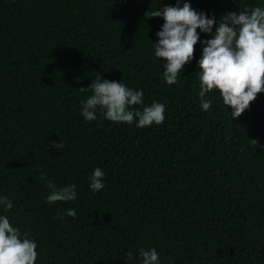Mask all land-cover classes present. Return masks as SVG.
I'll list each match as a JSON object with an SVG mask.
<instances>
[{
	"label": "trees",
	"instance_id": "16d2710c",
	"mask_svg": "<svg viewBox=\"0 0 264 264\" xmlns=\"http://www.w3.org/2000/svg\"><path fill=\"white\" fill-rule=\"evenodd\" d=\"M177 2L0 0V197L13 204L0 215L37 243L36 264H141V248H155L158 264H264V92L234 120L217 90L202 110L200 42L177 83L164 82L153 48L164 20L144 13ZM184 3L215 18L213 33L222 15L264 8ZM98 75L143 90L132 109L164 104L163 123L112 122L99 108L85 121L92 92L79 88ZM95 168L105 187L94 193ZM41 174L58 189L75 184L77 198L47 203Z\"/></svg>",
	"mask_w": 264,
	"mask_h": 264
},
{
	"label": "clouds",
	"instance_id": "9594fccd",
	"mask_svg": "<svg viewBox=\"0 0 264 264\" xmlns=\"http://www.w3.org/2000/svg\"><path fill=\"white\" fill-rule=\"evenodd\" d=\"M146 18L162 17L161 29L156 33L158 42L153 44L154 55L163 61V80L168 85L177 83L178 76L184 66L194 56L195 45H202L201 57L197 61L199 71L196 77L199 81L200 107L208 111L212 100L206 94L217 90L222 102L231 109L233 120L249 108L259 93L264 92V8L253 7L244 9L237 15L229 12L221 16L215 32V18H208L203 12L195 11L189 3L179 6H164L161 10L146 11ZM197 29L203 33H212V38L200 40ZM92 92L86 101H81V115L85 121L97 119V108L103 110L105 119L112 122L132 124L144 128L153 123L159 125L164 121L165 105L153 102L142 110L132 109L134 105L143 102V90H133L121 82H101L96 76L88 88ZM254 149L258 141L250 139ZM51 146L61 149V143L51 142ZM105 173L95 168L89 177L90 190L99 192L105 187ZM41 180H46L45 187L49 194L46 202H69L77 198L76 185L69 184L63 188L47 180L41 174ZM0 206L4 212L12 209L13 204L7 197H0ZM68 216L76 218L75 210H67ZM37 243L14 227L6 215H0V264H36L38 252ZM129 257L133 254L128 253ZM142 258L141 264H158L159 254L155 248L138 252Z\"/></svg>",
	"mask_w": 264,
	"mask_h": 264
}]
</instances>
